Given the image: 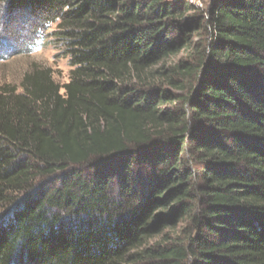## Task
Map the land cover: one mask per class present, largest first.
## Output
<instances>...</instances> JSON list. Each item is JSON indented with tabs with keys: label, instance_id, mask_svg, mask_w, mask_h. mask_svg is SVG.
Returning <instances> with one entry per match:
<instances>
[{
	"label": "trees",
	"instance_id": "16d2710c",
	"mask_svg": "<svg viewBox=\"0 0 264 264\" xmlns=\"http://www.w3.org/2000/svg\"><path fill=\"white\" fill-rule=\"evenodd\" d=\"M196 1L0 3L70 67L0 86V264H264V0Z\"/></svg>",
	"mask_w": 264,
	"mask_h": 264
},
{
	"label": "rangeland",
	"instance_id": "374dc122",
	"mask_svg": "<svg viewBox=\"0 0 264 264\" xmlns=\"http://www.w3.org/2000/svg\"><path fill=\"white\" fill-rule=\"evenodd\" d=\"M166 2H173L175 0H164ZM195 4L199 8L207 9V6H202L195 0ZM12 20L16 19V23L12 24L8 40L18 42L22 41L26 37V30H30L31 27L40 25L41 23L35 22V16L30 15L25 19H20L19 16H11ZM12 22V21H11ZM53 31V26L46 29V34H50ZM53 40L47 37L44 46L46 50L37 53L36 55H27L23 51L17 52L13 56L0 61V86L3 85H17L22 75L29 71L33 66L42 67L48 69L54 79L63 84L68 80L70 67L68 65V58L62 57L58 48H54Z\"/></svg>",
	"mask_w": 264,
	"mask_h": 264
},
{
	"label": "clouds",
	"instance_id": "9594fccd",
	"mask_svg": "<svg viewBox=\"0 0 264 264\" xmlns=\"http://www.w3.org/2000/svg\"><path fill=\"white\" fill-rule=\"evenodd\" d=\"M4 0H0V3H3ZM41 33L46 32V28L39 29ZM46 50V47L44 46V43L42 40L37 38L34 40L30 45L25 46L23 51L27 55H36L37 53H40L42 51Z\"/></svg>",
	"mask_w": 264,
	"mask_h": 264
},
{
	"label": "built area",
	"instance_id": "2783aa9c",
	"mask_svg": "<svg viewBox=\"0 0 264 264\" xmlns=\"http://www.w3.org/2000/svg\"><path fill=\"white\" fill-rule=\"evenodd\" d=\"M190 4H195V0H187Z\"/></svg>",
	"mask_w": 264,
	"mask_h": 264
}]
</instances>
